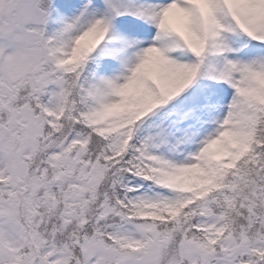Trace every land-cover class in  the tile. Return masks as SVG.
<instances>
[{
  "label": "snow or ice",
  "instance_id": "1",
  "mask_svg": "<svg viewBox=\"0 0 264 264\" xmlns=\"http://www.w3.org/2000/svg\"><path fill=\"white\" fill-rule=\"evenodd\" d=\"M0 264H264V0H0Z\"/></svg>",
  "mask_w": 264,
  "mask_h": 264
}]
</instances>
